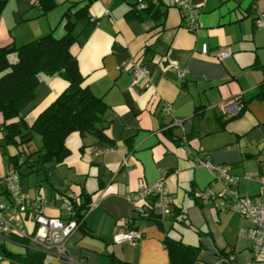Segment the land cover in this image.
I'll return each instance as SVG.
<instances>
[{"label": "crops", "instance_id": "0c3cea01", "mask_svg": "<svg viewBox=\"0 0 264 264\" xmlns=\"http://www.w3.org/2000/svg\"><path fill=\"white\" fill-rule=\"evenodd\" d=\"M54 1L56 6L43 14L33 0H7L0 16V45L24 43L53 29L62 35V14L71 4L88 0ZM89 1V17L76 25L77 41L71 52L92 93L106 103V140L73 131L65 139L69 154L47 172L46 180L43 175L21 180L29 195L49 200L77 196L96 206L66 241L70 260L58 262L50 253H42L44 260L50 264H168L167 245L174 240L197 247V258L204 264H217L220 251L234 254V264L264 261V255L253 254L251 240L238 233L252 221L219 209L221 183L207 168L193 164L196 156L227 164L239 177L236 189L241 194L258 193L257 181L242 175L252 172L264 177V99L256 98L264 89V29L254 22L257 12L264 13V0H191L198 12L195 31L185 27L172 0H163L154 14L133 11L140 0ZM204 44L208 55L201 54ZM225 46L231 47L232 54L219 61L213 55ZM132 59L145 63L147 77L134 79ZM177 69L184 70L183 78L177 76ZM66 86L59 75L41 79L34 100L24 110L27 125ZM235 99L244 107L232 117L224 106ZM163 103L170 104L171 114L163 112ZM172 117L184 120L182 129L170 127ZM2 128L0 115V141ZM183 131L190 154L178 148ZM39 143L40 138L34 137L27 149ZM15 153L13 147L0 146V178L14 171L7 157ZM158 179H164L170 189L171 215L138 218L143 236L136 246L114 243L113 235L124 229L121 219L136 216L127 194ZM206 188L214 191L213 197L194 196ZM45 214L66 218L57 207L46 208ZM0 245L22 258L38 252L19 238L0 239ZM1 257L0 264H20Z\"/></svg>", "mask_w": 264, "mask_h": 264}, {"label": "trees", "instance_id": "16d2710c", "mask_svg": "<svg viewBox=\"0 0 264 264\" xmlns=\"http://www.w3.org/2000/svg\"><path fill=\"white\" fill-rule=\"evenodd\" d=\"M6 1L0 0V16ZM37 1L38 4L33 0V5L43 14L56 6L54 0ZM145 1H138L133 11L145 10L154 14L163 4V0ZM89 2L71 4L67 8L59 21L64 31L60 36L53 29L19 45H0V115L3 119L0 146L16 149V153L8 155L7 159L20 179L29 175H43L42 178L46 180L47 172L69 154L65 139L73 131L82 135L90 133L98 140H106L103 132L106 103L102 97L92 93L86 84V77L79 71L77 58L71 52V46L77 41L73 31L78 22L89 17ZM56 75L61 76L67 86L37 115L31 125H27L24 110L34 100L37 85L41 79ZM256 98L264 99V89L260 90ZM243 107L241 102V111ZM34 134L39 136L40 143L35 149L29 150L27 146L33 141ZM88 203L89 199H85L80 205H75L73 218L80 219ZM219 209L229 210L227 207ZM167 247L168 264H194L199 260L197 247L174 240ZM229 253L220 251L219 256L226 257ZM0 254L20 264H50L44 260L41 252H31L22 258L0 245ZM222 263L234 264V261Z\"/></svg>", "mask_w": 264, "mask_h": 264}, {"label": "built area", "instance_id": "2783aa9c", "mask_svg": "<svg viewBox=\"0 0 264 264\" xmlns=\"http://www.w3.org/2000/svg\"><path fill=\"white\" fill-rule=\"evenodd\" d=\"M38 4L37 0H34ZM173 4L180 10L184 17V25L189 31L198 29L197 5L191 0H172ZM257 28L264 29V13L257 12L255 17ZM202 55H208L209 50L206 44L201 48ZM232 54L230 46H225L214 53V57L221 61ZM131 71L134 79L147 77L149 71L145 63L139 59L130 60ZM177 76L184 77V70L177 69ZM162 110L165 114H171L169 103H163ZM241 111V102L233 100L225 104V112L235 115ZM184 120L172 117L170 127L183 128ZM178 148L182 153H191L186 135L183 133L178 137ZM127 159L123 160V164ZM196 167L207 168L215 181L222 183L219 192V202L217 207L228 208L236 211L242 217L252 221L248 228L242 227L240 236H246L251 240V250L253 254L264 255V177L257 174L247 173L243 177L247 179H257L259 182V193L255 196H240L234 188L239 177L230 172L227 164H215L196 156L193 158ZM170 189L164 179L140 185L136 190L127 194L128 200L134 205L135 217L121 219L124 229L113 235L112 241L116 244L128 243L136 246L142 239V233L137 228L138 218L156 215L164 219L171 215ZM0 196L4 199L0 201V235L4 239L19 238L28 242L29 246L41 253H50L58 260L70 257L67 254V239L81 226L86 213L96 206V202H89L82 212L80 219L73 218L75 205H80V198L73 196L64 199L58 195L54 200H49L40 194L29 195L22 188V180L15 171H10L0 178ZM196 198H210L214 196L211 188H206L194 193ZM57 207L65 215V219L48 216L45 214L46 208ZM31 225V227L29 226ZM2 257L0 256V260ZM223 261H234L232 255L220 257L217 264ZM194 264H204L197 260ZM248 264H264V261L252 259Z\"/></svg>", "mask_w": 264, "mask_h": 264}, {"label": "rangeland", "instance_id": "374dc122", "mask_svg": "<svg viewBox=\"0 0 264 264\" xmlns=\"http://www.w3.org/2000/svg\"><path fill=\"white\" fill-rule=\"evenodd\" d=\"M23 30V29H22ZM15 44V43H14ZM19 44H22V43H16V45H19ZM224 110H225V106H224ZM34 137H39L37 134H34ZM247 173H251V174H257V173H252V172H247ZM247 173H244V174H247ZM244 174L242 175V176H244ZM244 178V177H243ZM244 179H246V180H253V178H251V179H247V178H244ZM254 180H256L257 181V184H258V193H259V182H258V180L257 179H254ZM221 186H222V183H221ZM235 189H236V185H235V187H234ZM237 190V189H236ZM237 192H238V194L240 195V196H247V195H243V194H241L238 190H237ZM257 193V194H258ZM222 211H225V210H222ZM229 211H232V212H235V213H237L236 211H234V210H229ZM238 214V213H237ZM238 215H240V214H238ZM241 216V215H240ZM238 233H239V231H238ZM2 241H3V237L1 236V238H0ZM7 244H8V246L10 247V248H13V249H18V250H22L23 251V249L21 248V247H17V246H15V245H13V244H11V243H9V242H7ZM228 255H232L233 256V258H235L234 256V254H232V253H229ZM51 257L54 259V260H56V261H58V262H60V260H58L57 259V257L56 256H54V255H52L51 254ZM258 257V256H257ZM247 263H249V262H247Z\"/></svg>", "mask_w": 264, "mask_h": 264}]
</instances>
